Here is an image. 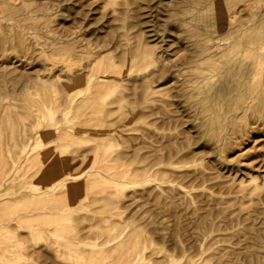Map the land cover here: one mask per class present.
I'll return each instance as SVG.
<instances>
[{"label":"rangeland","instance_id":"rangeland-1","mask_svg":"<svg viewBox=\"0 0 264 264\" xmlns=\"http://www.w3.org/2000/svg\"><path fill=\"white\" fill-rule=\"evenodd\" d=\"M0 264H264V0H0Z\"/></svg>","mask_w":264,"mask_h":264}]
</instances>
